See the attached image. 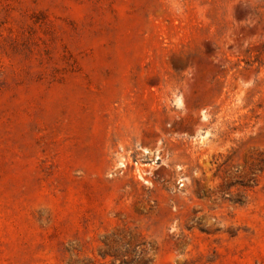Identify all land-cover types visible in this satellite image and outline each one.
<instances>
[{
    "label": "rangeland",
    "instance_id": "obj_1",
    "mask_svg": "<svg viewBox=\"0 0 264 264\" xmlns=\"http://www.w3.org/2000/svg\"><path fill=\"white\" fill-rule=\"evenodd\" d=\"M0 264H264V0H0Z\"/></svg>",
    "mask_w": 264,
    "mask_h": 264
}]
</instances>
